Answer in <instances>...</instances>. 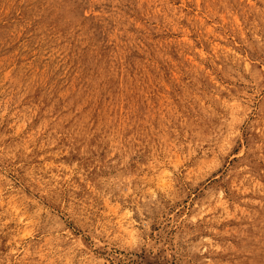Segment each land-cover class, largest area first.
I'll return each mask as SVG.
<instances>
[{"label": "rangeland", "instance_id": "1", "mask_svg": "<svg viewBox=\"0 0 264 264\" xmlns=\"http://www.w3.org/2000/svg\"><path fill=\"white\" fill-rule=\"evenodd\" d=\"M0 264H264V0H0Z\"/></svg>", "mask_w": 264, "mask_h": 264}, {"label": "bare ground", "instance_id": "2", "mask_svg": "<svg viewBox=\"0 0 264 264\" xmlns=\"http://www.w3.org/2000/svg\"><path fill=\"white\" fill-rule=\"evenodd\" d=\"M231 139H232V137H231ZM231 139L229 138V142H231Z\"/></svg>", "mask_w": 264, "mask_h": 264}]
</instances>
